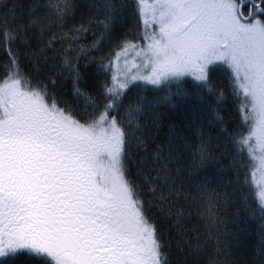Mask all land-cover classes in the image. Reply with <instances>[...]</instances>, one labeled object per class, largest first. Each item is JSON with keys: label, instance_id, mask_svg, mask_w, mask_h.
Here are the masks:
<instances>
[{"label": "snow or ice", "instance_id": "obj_1", "mask_svg": "<svg viewBox=\"0 0 264 264\" xmlns=\"http://www.w3.org/2000/svg\"><path fill=\"white\" fill-rule=\"evenodd\" d=\"M135 5L139 34L101 59L109 80L97 95L79 88V56L68 59L69 49H99L123 0L119 6L114 0H93L97 16L70 34L53 36L67 40L64 64L84 101L82 117L61 107L47 85L25 72L17 47L26 43L29 27L48 19L62 24L75 7L73 0H37L35 6L45 12L24 25L0 18V52L7 57L0 65V264L22 252L45 264H169L146 204L175 216L180 225L185 212L170 200L179 194L177 181L192 182L197 195L185 200L203 209L208 234L217 235L219 193L207 178L197 181L194 175L211 158L207 145L201 140L194 147L187 175L169 168L172 148L167 157L158 151L154 171L138 172L142 183H137L130 179L129 163L133 149L144 143L142 114L154 110V103L139 93L125 103L133 86L141 92L148 86L163 90L186 77L212 91L209 71L217 64L229 72L247 134L223 130L236 151L247 154L249 199L259 205L249 210L264 220V0H135ZM93 24L102 26L99 33ZM88 32L93 41L84 48L78 41ZM224 98L221 91L218 100ZM170 99L165 93L159 101ZM183 231L179 243L191 247ZM200 254L197 244L193 256ZM210 264L216 262L210 258Z\"/></svg>", "mask_w": 264, "mask_h": 264}]
</instances>
